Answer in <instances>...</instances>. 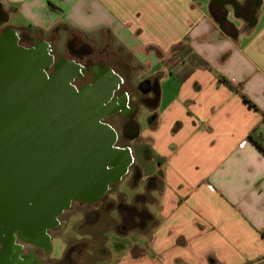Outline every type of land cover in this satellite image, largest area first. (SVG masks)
I'll use <instances>...</instances> for the list:
<instances>
[{
  "label": "crops",
  "instance_id": "obj_1",
  "mask_svg": "<svg viewBox=\"0 0 264 264\" xmlns=\"http://www.w3.org/2000/svg\"><path fill=\"white\" fill-rule=\"evenodd\" d=\"M208 5L0 0V32H105L150 68L141 82L153 81L154 101H144L148 88L140 103L150 116L144 128L133 117L136 131L127 138L137 153L143 143L149 149L138 165L128 147L146 182L133 200L153 205L137 208L144 213L137 225L149 235L112 264H264V0L250 17L227 14V28Z\"/></svg>",
  "mask_w": 264,
  "mask_h": 264
},
{
  "label": "water",
  "instance_id": "obj_2",
  "mask_svg": "<svg viewBox=\"0 0 264 264\" xmlns=\"http://www.w3.org/2000/svg\"><path fill=\"white\" fill-rule=\"evenodd\" d=\"M51 50L44 39L25 47L15 29L0 32V170L5 160L28 170L36 160L55 189L34 220L10 229L37 245H47L46 230L70 200H96L132 161L130 149L118 147L115 130L102 121L112 110L108 97L117 77L110 73V81L75 90L70 82L80 68L54 63Z\"/></svg>",
  "mask_w": 264,
  "mask_h": 264
},
{
  "label": "rangeland",
  "instance_id": "obj_3",
  "mask_svg": "<svg viewBox=\"0 0 264 264\" xmlns=\"http://www.w3.org/2000/svg\"><path fill=\"white\" fill-rule=\"evenodd\" d=\"M13 23L12 20L7 24L12 25ZM20 32L26 33L31 41L50 40L55 59L59 56L72 58L67 51L70 42H73L74 46L83 44L90 47L93 63L102 59L124 79L122 88L128 92L129 104L139 106L140 112L137 116L135 113V119L137 118V122L142 128L145 127L147 117L150 115L147 108L140 104L139 99L141 96L148 95L142 93L141 89H150L151 84H153V81L141 82L151 75L150 68L139 64L132 54L110 35L101 32L94 36H84L69 29L51 32L20 30ZM21 43L28 45L30 42L28 39H23ZM110 73L108 70L98 71L92 82L84 87L89 90L96 80H112L115 77H110ZM150 91L148 96L152 98L155 94L152 89ZM125 101V94L119 95L117 99H111L109 96L107 107L108 109L116 107L125 109ZM133 108L132 106L134 112L135 108ZM104 121L117 132L116 144L129 147L135 162L142 165L144 154L149 152L147 145L142 144L146 147L144 153L143 151L137 153L134 148L135 142L130 143L121 134L122 119L119 115L108 117ZM137 143H141V141ZM35 162L36 160H33L30 170L27 166L17 168L13 161L6 162L5 160V163H2L4 166L0 170V264H33L37 262V259L30 252L26 256L22 255L10 232V229L18 222L34 220L39 210L44 207L45 202H48L49 196L55 191L51 184L50 174L48 175L42 169H38L34 164ZM135 162L132 161L128 168L130 173L125 174L116 184L110 185L108 197L113 202V206H107L106 203L101 205L98 201L94 207L73 201L71 206L59 216L62 225L48 231L50 244L47 252L41 248L34 249L31 244L21 242L22 250H34L35 255L43 262L42 264H112L122 257L123 247L127 250L133 243L141 245L139 237H142L144 233L140 231L137 221L143 218L144 213L137 208L140 209L141 205L145 203L151 211L153 205L146 200L141 203L142 197L139 196L133 200L135 195L144 194L146 184L144 180L138 181L137 175H132ZM124 200L126 204L133 201V206H129L134 207L131 209L133 213L130 210L128 212L122 209L116 210L114 204L124 202ZM130 212L132 214H129ZM146 231L148 233L149 229ZM146 233L145 236L149 235Z\"/></svg>",
  "mask_w": 264,
  "mask_h": 264
},
{
  "label": "flooded vegetation",
  "instance_id": "obj_4",
  "mask_svg": "<svg viewBox=\"0 0 264 264\" xmlns=\"http://www.w3.org/2000/svg\"><path fill=\"white\" fill-rule=\"evenodd\" d=\"M259 2H260V0H209L208 9H209V12L213 16H215L216 18H218L220 20L219 22H220L221 26L224 27V28H227L229 26V24L226 23L223 20V18H225V16L227 14H231V16L239 15V16H242L244 18L250 17L255 12ZM23 39H28V42H30V43L28 45L22 44L21 41ZM39 40L40 39L31 41V39H29V36L26 35V33H21V32L18 33V42L20 44H22L23 46H25V47L31 46L32 44H35ZM45 41L48 42L49 44L51 43L50 40H48V41L45 40ZM69 44H70L69 45L70 47L67 49V51H68V54H70V56H72V58H69V57H66V56H59L58 58L55 59L54 56H53V53H52L53 52V48L51 46V49H52L51 50V54H52V57H53V62L55 63V62L61 60V61H64L66 63H70L72 65H76V66H78L80 68L79 74L74 76L73 79L70 82V84L73 86V88L75 90H78L81 87H83V86L89 84L90 82H92L94 76H96L97 72L100 71V70H108L112 74H114L117 77L118 82L116 83L115 87L112 88L111 93H110V98L111 99L112 98L117 99L119 97V95L125 94V99H126L125 105H126V108L125 109H121L120 107L113 108L112 110H110L108 113H106L103 116L102 121L105 122L104 120L106 118L114 116V115H119L121 117V119H122V133L121 134H122L123 138L127 139L128 136H130V135L132 136V134H135L136 127L134 126V122L135 121L133 119V117H135V114H131L132 106L135 107V105L127 103V100L129 98L128 97V92L124 88H122V86H124V79L121 76H119V74H117L113 70L111 65H108V64L104 63V61L102 59L96 61L95 63H93L92 59H91L92 49L90 47H88V46L86 47L83 44H79V46H74L73 42H70ZM52 69L53 68L51 66L50 69L47 70L48 74L52 72ZM85 79H87V80H85ZM151 89H152L153 93L155 94L156 93V86H155L154 83L151 84L150 89H148V90H151ZM145 90H146V88L144 90L141 89V92H144ZM153 98L154 97L149 98V99L144 100V101H148V103H153V101H154ZM143 99L144 98L141 96V98L139 100L142 101ZM128 102H129V100H128ZM117 139H118V135H117V132H116L115 144L117 142ZM117 146L121 147V148L122 147H127L125 145H123V146L117 145ZM131 164H132V161H131L129 167L131 166ZM127 173H130V172L127 171ZM137 173H138V171H137L136 167H134L132 175H137ZM110 185H108L107 189L96 200H93V201H86V200H83V199L70 200L67 208H69L71 206V203L73 201L82 202V203L86 204L87 206H94V207H96V203L98 201H100L99 203L101 205H104L106 203L107 206H113V202L111 201V199L109 200V197H108V193H110ZM118 203L114 204L116 210H119L118 207L122 206V205H120ZM66 209H64V210H66ZM63 211L56 217V224L46 230V234H47V237H48L47 245H37V244H34L32 242L25 241V240L21 239L18 236V232L17 231H13L11 233V235L13 237V241H14V243H16L19 246L20 252L22 253V255L26 256V254H28V252H30L32 254V256L37 259V262L33 263V264H42L43 262L40 260V258L37 255H35L34 250L23 251L21 242L31 244L32 246H34V249L41 248L42 250L47 252L48 249H49V244H50V235H49L48 231L50 229H53V228H57V227L59 228L62 225V222L59 219V216L63 213ZM21 263H23V262H21Z\"/></svg>",
  "mask_w": 264,
  "mask_h": 264
},
{
  "label": "trees",
  "instance_id": "obj_5",
  "mask_svg": "<svg viewBox=\"0 0 264 264\" xmlns=\"http://www.w3.org/2000/svg\"><path fill=\"white\" fill-rule=\"evenodd\" d=\"M6 21V13L4 11H0V24L4 23ZM225 83L227 84V86H229L230 88H233L232 85L227 82L225 79H224ZM235 89V88H233ZM242 99L244 101H246L250 106L254 107L255 108V104L250 100L248 99L245 95H241ZM118 204L122 205L121 207L119 206L118 209L119 210H128V206L122 201V202H119ZM134 208V207H133ZM75 245V244H74ZM73 246H71L72 248Z\"/></svg>",
  "mask_w": 264,
  "mask_h": 264
}]
</instances>
